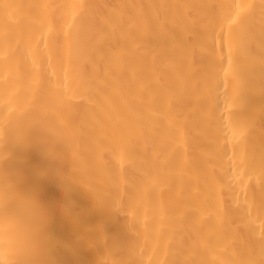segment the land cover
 Instances as JSON below:
<instances>
[{"label": "bare ground", "instance_id": "6f19581e", "mask_svg": "<svg viewBox=\"0 0 264 264\" xmlns=\"http://www.w3.org/2000/svg\"><path fill=\"white\" fill-rule=\"evenodd\" d=\"M262 156L264 0H0L19 264H264Z\"/></svg>", "mask_w": 264, "mask_h": 264}, {"label": "clouds", "instance_id": "9594fccd", "mask_svg": "<svg viewBox=\"0 0 264 264\" xmlns=\"http://www.w3.org/2000/svg\"><path fill=\"white\" fill-rule=\"evenodd\" d=\"M44 212L34 196L20 191L0 169V264H19L38 248Z\"/></svg>", "mask_w": 264, "mask_h": 264}, {"label": "snow or ice", "instance_id": "6c2138e0", "mask_svg": "<svg viewBox=\"0 0 264 264\" xmlns=\"http://www.w3.org/2000/svg\"><path fill=\"white\" fill-rule=\"evenodd\" d=\"M240 129H241V135H244L247 132L248 125L247 124H241ZM262 163H264V156H262Z\"/></svg>", "mask_w": 264, "mask_h": 264}]
</instances>
